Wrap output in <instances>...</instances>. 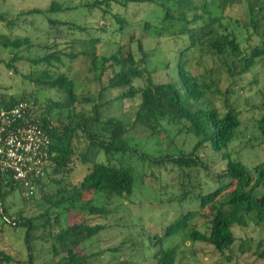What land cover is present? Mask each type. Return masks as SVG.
<instances>
[{
  "label": "trees",
  "instance_id": "1",
  "mask_svg": "<svg viewBox=\"0 0 264 264\" xmlns=\"http://www.w3.org/2000/svg\"><path fill=\"white\" fill-rule=\"evenodd\" d=\"M233 2L234 0L88 1L82 8L89 13L97 12L102 18L110 14L113 5L125 8L129 5H154L161 8L164 17L158 32L153 36L159 38L176 34L188 38V46L178 53L176 82L153 81L151 73L147 71L146 55L139 41L137 51L142 58L137 60L133 52L126 55L117 52L110 56H98L97 41L91 40L90 46L80 56L89 60L88 72L92 75V81L102 88L97 93V99L80 97L75 90V81L55 70L61 65L63 56L60 50L51 52L52 48H56V43L53 42L52 46L45 47L48 51L46 55L29 60L32 65L42 64L44 68L23 76V79L45 90L55 91L60 100L48 101L42 107L39 99L32 95H0V112L10 111L22 102H32L26 119L41 126L50 141L46 150L48 163L45 166V177L38 183L32 197L25 198L21 186L11 176L0 172V221L13 231L23 232L26 264H36L42 244L48 251V257L41 264H88L90 257L86 254L81 256L79 251H82L84 244L105 231L109 210L106 205L95 206L92 200L81 201L80 197L83 193H93L104 198L122 199L132 194L136 180L134 169L128 165L115 167L110 161L115 156L129 153L126 136L129 130L137 127L155 136L160 133L164 123L189 125L185 130L196 141L192 152L180 153L175 158L167 156L154 161L155 164L168 163L181 170L201 166L208 170L209 167L203 165L200 156L208 149L209 143L211 151L220 154L222 161L226 162V166L214 176L217 182L215 189L206 193L201 185V193L197 197L199 210L187 213L167 227L166 238L187 232L192 243L210 246L217 253L223 254L235 243L232 228H246L249 221L258 225L264 223V195L256 196L257 190L264 187V161L248 170L242 163L231 159L229 145L235 140L241 125L239 114L229 109L226 101L228 110L224 114L209 106V103L207 105L205 97L206 91L210 90L209 86L199 78L191 76L192 68L200 66L199 61L203 55L216 58L218 69L227 66L228 62L234 63L241 56L235 35L220 34L216 28L219 19L210 11L213 6L225 9ZM262 4V0H255L248 6L250 25L254 30L258 29L259 20L256 16L264 10ZM65 10L69 8L54 1L46 9L20 12L12 18L8 13L0 12V23L7 31L20 30V21L26 17L59 14ZM114 18L121 26L120 30H123L124 21L120 17ZM47 24L56 35L63 32L74 36L84 31L81 25L74 22L49 19ZM178 26L181 27L176 31ZM147 27L149 25L146 24L145 28ZM76 42L78 41H72L71 45ZM33 48L28 37H10L0 33V49L12 54L9 62L0 59V65H5L7 70L17 75L14 64L22 60L21 52ZM263 55L264 50L254 49L250 57L242 61L241 73L249 71L255 60ZM65 56L73 60L78 55L69 53ZM107 91L118 93L116 101H138L131 123L119 121L112 116L104 118L102 104L98 103V99H101V92ZM83 104H91L90 111L77 109V106ZM260 107L259 124L264 127V91L261 94ZM56 112L64 113L66 118L55 126L52 124V115ZM79 142L85 143L83 150H79ZM99 155L104 157L106 163L97 161ZM74 158H78L82 165L91 167L78 184L64 185L65 180L74 172ZM232 182H236V187L228 192ZM39 192L42 194V201L48 205L40 215L27 217L23 205L12 213L15 198L19 197L20 203H25L33 200ZM205 209L209 210L208 233H200L191 229L190 224ZM70 212H77L79 220L64 226L60 221L61 215ZM161 242V239L155 241L157 244ZM154 259L155 264H176L174 250H165L162 246L157 250ZM13 263L19 264L13 257L0 252V264Z\"/></svg>",
  "mask_w": 264,
  "mask_h": 264
},
{
  "label": "rangeland",
  "instance_id": "2",
  "mask_svg": "<svg viewBox=\"0 0 264 264\" xmlns=\"http://www.w3.org/2000/svg\"><path fill=\"white\" fill-rule=\"evenodd\" d=\"M54 1L69 10L59 14L26 17L20 21V30L7 31L0 23V33L10 37H28L34 46L31 50L21 52L22 60L14 64L17 75L7 70L5 65H0V95H32L39 99L42 107L48 101L60 100L55 91L45 90L23 79V76L44 68L42 64L32 65L29 60L46 55L48 51L45 47L52 46L53 42L56 43V48H52L51 52L60 50L63 56L61 65L55 70L75 81V90L80 97L97 99V93L102 88L92 81V75L88 72L89 60L80 56L90 46L91 40L97 41L98 56H110L117 52L126 55L133 52L137 60L142 58L137 51L139 41L146 55L147 71L151 73L153 81L176 82L178 53L188 46V38L176 34L159 38L153 36L158 32L164 17L163 10L157 6L129 5L125 8L113 5L110 14L102 18L101 14L94 11L89 13L82 8L92 0H0V12L8 13L12 18L20 12L46 9ZM253 1L255 0H234L225 9L218 6L210 8L219 19L216 25L219 33L235 35L241 56L234 63L228 62L227 66L218 69L216 58L203 55L199 61L200 66L191 70V76L199 78L210 88L209 92L206 91L207 105L209 103V106L216 108L221 114L227 112V106L239 114L241 125L235 140L229 145V154L233 161L242 163L248 170L264 161V127L259 124L261 94L264 91V55L255 60L249 71L241 73L242 61L248 59L254 49L264 50V10L256 16L259 22L258 29L254 30L250 25L248 12V6ZM262 3L264 7V0ZM114 17H120L124 21L123 30H120L121 26ZM49 19L74 22L81 25L84 31L74 36L63 32L56 35L47 24ZM146 24L149 27L145 28ZM72 41L78 42L71 45ZM69 53L78 56L71 60L65 56ZM11 57L9 51L0 49V59L9 62ZM101 93L98 103L102 104L104 118L112 116L119 121L131 123L138 101H116L117 92ZM77 109L90 111L91 104L77 106ZM65 118L64 113L56 112L52 115V124L59 125ZM187 126V123H164L160 133L155 136L139 127L129 130L126 136L129 153L115 156L110 164L115 167L128 165L134 169L136 180L132 194L122 199L104 198L93 193L81 195V201L92 200L95 206L106 205L109 210L105 231L84 244L82 251H79L81 256L86 254L90 257L88 264H155L154 256L161 246L165 250H174L176 264H264V223L258 225L249 221L246 228H232L235 243L223 254L217 253L210 246L192 243L187 232L165 237L167 227L187 213L199 210L197 197L201 193V185L206 193L215 189L217 182L214 176L226 166L221 155L211 151L210 143L200 156L203 165L209 167L208 170L201 166L181 170L168 163L155 164L154 161L167 156L175 158L180 153L192 152L196 141L186 132ZM84 145L85 143L79 142V150H83ZM97 161L106 163L102 155H99ZM72 164L74 172L65 180L64 185L78 184L91 167L82 165L78 158L72 159ZM235 187L236 182H232L228 192ZM262 195L264 187L256 192L257 197ZM41 197L39 192L33 200L25 203H20L19 197L15 198L12 213L23 205L27 217H37L48 207ZM208 215V209L199 212L190 228L200 233H208ZM78 220V213L70 212L61 215L60 221L65 226ZM0 228V252L13 257L19 264H26L23 232L13 231L1 221ZM158 239H161V244L155 243ZM37 245L39 247V243ZM44 247V244L39 247L36 264H41L48 257V251Z\"/></svg>",
  "mask_w": 264,
  "mask_h": 264
},
{
  "label": "built area",
  "instance_id": "3",
  "mask_svg": "<svg viewBox=\"0 0 264 264\" xmlns=\"http://www.w3.org/2000/svg\"><path fill=\"white\" fill-rule=\"evenodd\" d=\"M31 104L19 103L7 112H0V172L8 174L32 197L45 177L49 136L36 123L26 119Z\"/></svg>",
  "mask_w": 264,
  "mask_h": 264
}]
</instances>
